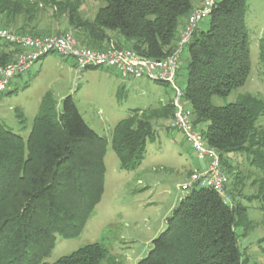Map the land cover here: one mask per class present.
<instances>
[{
  "label": "trees",
  "instance_id": "trees-1",
  "mask_svg": "<svg viewBox=\"0 0 264 264\" xmlns=\"http://www.w3.org/2000/svg\"><path fill=\"white\" fill-rule=\"evenodd\" d=\"M95 1L102 6L87 19L80 13L81 0H0V26L18 35L52 36L53 23L39 26L50 11L48 18L55 23L64 19L83 47L128 49L160 60L176 48L195 2H203ZM246 12L247 0L219 1L205 30L197 28L187 45L184 101L192 111V124L217 152L224 174L233 177H238L235 155H245L250 167L264 170V127L257 125L264 99L245 94L225 106L212 104L213 97L229 96L249 78ZM17 53L0 40V66L10 64ZM259 59L264 62L263 39ZM160 117L172 120L171 103L132 110L115 125L110 144L121 169L140 166L146 143L155 136L151 121ZM106 147V139L86 125L71 95L56 110V102L46 94L25 139L0 124V264H48L44 259L54 249L56 235L74 239L81 234L104 193ZM237 182L227 187L229 204L208 188L186 194L166 218L165 230L152 240L147 256L136 264H248L236 230L251 222L246 208L235 202ZM260 182L261 193L264 179ZM106 254L96 243L52 264H101Z\"/></svg>",
  "mask_w": 264,
  "mask_h": 264
},
{
  "label": "rangeland",
  "instance_id": "rangeland-1",
  "mask_svg": "<svg viewBox=\"0 0 264 264\" xmlns=\"http://www.w3.org/2000/svg\"><path fill=\"white\" fill-rule=\"evenodd\" d=\"M101 6L95 0H81L80 13L92 19ZM49 14L50 11L40 20V28L58 23L64 28L60 34L72 32L64 19L55 23L48 18ZM245 26L250 45L249 78L242 88L229 96L213 97L214 106L234 103L245 94L264 99V62L259 59V43L264 40V0H247ZM205 28L206 23L202 22L198 30ZM51 34L57 32L51 31ZM187 62L185 46L176 76L181 90L185 88ZM17 82L12 92L0 95V124L12 133L23 139L27 137L46 94L56 102V110H60L61 100L71 95L86 125L107 141L101 202L78 237L63 239L56 235L55 247L44 262L52 264L79 248L96 243L107 250L101 264H136L145 258L152 240L165 230V220L179 202V187L188 181L198 160L190 146L184 143L181 133L167 129L171 120L163 117L151 121L154 139L146 143L144 159L133 170L120 168L110 142L115 125L130 111L151 108L162 98L172 99L170 87L146 79L124 81L105 68L79 72L72 60L53 54L35 63ZM257 125L264 127V114ZM233 165L238 177L227 174L228 186L238 181L234 187L235 202L246 208L247 219L251 222L236 230L238 248L248 264H264V241H261L264 238V191L260 193L264 170L250 167L245 155L233 156Z\"/></svg>",
  "mask_w": 264,
  "mask_h": 264
},
{
  "label": "built area",
  "instance_id": "built-area-1",
  "mask_svg": "<svg viewBox=\"0 0 264 264\" xmlns=\"http://www.w3.org/2000/svg\"><path fill=\"white\" fill-rule=\"evenodd\" d=\"M219 1L221 0H203L201 6L189 14L178 35L174 51L160 60L141 57L128 49L110 47L105 50H95L83 47L73 32L47 37H30L12 33L0 26V40L18 50L10 64L0 66V95L8 93L12 82L28 72L35 63L52 54L72 60L79 72L90 68H105L114 71L123 80L146 79L168 85L173 107L170 127L181 133L184 141L202 164V167L191 173L188 181L179 187V200L193 189L208 188L215 191L225 204H229L230 198L226 192L228 178L221 168L219 156L214 149L206 145L201 131L193 126L192 111L184 101V90H181L176 83L178 63L184 47L189 44L200 23L207 20L211 10Z\"/></svg>",
  "mask_w": 264,
  "mask_h": 264
},
{
  "label": "crops",
  "instance_id": "crops-1",
  "mask_svg": "<svg viewBox=\"0 0 264 264\" xmlns=\"http://www.w3.org/2000/svg\"><path fill=\"white\" fill-rule=\"evenodd\" d=\"M200 6V3H198V2H195V8H197V7H199ZM185 23H186V20L184 21V23H183V25H182V27H181V29H180V31L182 30V28L184 27V25H185ZM61 26V24H57V26L56 25H54L53 27V29H51V31L52 32H62V31H64V28H61L60 27ZM198 28H199V26H198ZM63 29V30H62ZM180 31H179V33H180ZM18 78H21V77H18ZM18 78H16L13 82H12V86H11V90L9 91V93L10 92H12L13 91V89H15V88H17V86H18V82H17V79ZM129 80H132V79H129ZM124 81H126V80H124ZM124 83V82H123ZM154 88H155V86H154ZM158 102V103H157ZM169 103H171V98L170 99H165V98H162V99H159V100H157L156 101V103H155V105H153V107H151L150 109H159V108H161V107H164V106H166L167 104H169ZM147 109H149V108H147ZM126 118V117H125ZM121 121V120H120ZM184 143H186V142H184ZM187 144V143H186ZM188 145V144H187ZM183 151H185V150H183ZM199 161H197L196 162V164L195 165H193V169H192V172L193 171H195V170H198L199 168H201L202 167V164L199 162Z\"/></svg>",
  "mask_w": 264,
  "mask_h": 264
}]
</instances>
